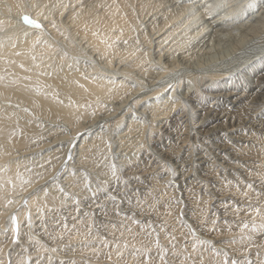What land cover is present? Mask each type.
Returning a JSON list of instances; mask_svg holds the SVG:
<instances>
[{"label":"bare ground","instance_id":"6f19581e","mask_svg":"<svg viewBox=\"0 0 264 264\" xmlns=\"http://www.w3.org/2000/svg\"><path fill=\"white\" fill-rule=\"evenodd\" d=\"M44 1L45 2L50 1V3H56V4L58 3V5L60 3V9H59L60 16L61 15L63 16V12L67 10L64 0H44ZM97 1L100 2L101 0H97ZM108 1H110V0H108ZM131 1L132 0H123L121 3H117V1H116V3H110V4L108 3V5L100 2L101 4H103V6L104 5L108 6L107 8H105V13L102 12V13H104L102 15L101 14L97 15L99 13V11L97 14L96 13H92V14L90 13L89 14L85 10L79 11L82 8L81 5H83V4H81V3H83V1H81V3H80V0L79 1H77V0L70 1V2H72V5H71L70 10H68L66 13H69V16H68L70 18L69 22L70 23L72 22V27H73L75 33L81 39V42L83 43L82 45L83 46L86 45V48L89 49L90 52L87 53V51H85L86 49L81 44L79 45V44L74 42L75 40L73 41L72 36H71V38H70V36H69V38H67L68 36H66L67 35L66 28H65V25H62V22L59 23V21L54 20L53 19L54 17L51 19L49 17L50 15L48 16L46 14L47 12L45 13L42 9H40L43 5L40 8H38V7L35 8L33 11L34 12L33 18L39 19L40 22L44 25L43 32H41L40 29L34 28L32 26H28L26 24L25 25L24 24H17L15 22L13 14L11 13V15H9L10 12H9V14H6V13L3 14V12L8 13V11H11V12L20 11V13L22 11L25 12L26 6L23 5L22 0H0V5H2L1 7L4 8V6H5V8H6V10L5 11L3 10V12L0 14V22H2V23H0V28H2V29L4 28L3 26L5 25V22L9 25V27L4 32L0 33V77H3V79H0V249H3L2 253H0V260H3L4 264H9V262H10V264H20L21 261L24 262L26 256H28V255H29L28 257H38L37 253H38L39 247L37 245L30 247L31 243L33 242V238L31 236L20 235V239L18 242H15L13 240V226H12V223L10 220V216L11 215L17 216L19 224H20V229H22L23 225L29 224L26 221L27 212H29V211L31 212L32 221L34 223V221L36 220V216L34 215L35 214L34 210L42 209L45 206L63 205L65 203L64 202L65 196L63 195L64 193H61L58 190L57 185L62 186L65 190V181H71V180L75 179V177L72 174H68L65 177V174L68 173L65 171L67 164L70 163V165H71V162H72L71 160L77 159L76 158L77 155H79L78 159L76 160L78 162L79 159H83L82 157L86 158V157H90L92 155L96 156V155H99L102 153H104L105 155L107 153H108V155L110 154L109 151L111 149L109 148V144H107L104 141V140H106V139H104L106 136L103 137V135H105L106 133L104 134L105 131H104L103 127H105V126L110 127L111 123L113 124L114 122L117 123L118 121L119 122H121V120L123 121L126 117V114L128 112H130V110L132 108H135V109L142 108V106H144V104H146V103L150 102L151 100H154L155 98H157V96L160 95V93H165V91L169 88L170 84L175 86L177 81L180 80L182 78L181 76H183V75L184 76H193V75H195L196 72H201V73H206V75H203L204 78L205 77L211 78V79L215 78L219 81L225 79L227 76V72L222 70V69H215V70L208 69V68H204L202 70L200 68L195 69L191 65L192 63L189 64L190 62L188 63L187 59H185V58H183V56H181V55H183L182 50L184 48H183L182 42H184V40L181 39L179 36H175L173 32L175 30H179L178 28L180 27L181 24H180V21L176 22V20H177V18L179 19L178 16L181 17L182 13H181V15L174 13V15H171L170 17H167V18L165 17L166 19L162 23L155 24V26H153V28H152V36H150L149 38L146 39V42L148 43V45L146 47H148V48H146L144 51H141V49L139 50L136 47H134V45L136 43L133 46H131V44H130V47H128V48L126 47V49H124V50L118 48L116 46V40L118 39V37H121L122 35H125V37H126V35H131L133 33V31L136 29L134 26V23L137 20H135L132 13L131 14L127 13L130 10V6L132 3ZM98 2H97V4H98ZM105 3H107V2H105ZM84 4H86V3H84ZM92 5L94 7V4H92ZM182 5H184V4H182ZM51 6H52V4H51ZM54 6L56 7V5H54ZM78 6H79V8H78ZM85 6L86 5H84L83 8ZM89 6L90 7H88V8L91 9V5H89ZM96 8H97V6H96ZM154 8H156V7L154 6ZM75 9H78L77 10L78 12L74 13V11H76ZM100 10H104V8L100 9ZM173 11H175V10H173ZM202 11H201V13L200 12H198V13L201 15ZM37 12H43V16H37ZM90 12H91V10H90ZM222 15H223V13H222ZM236 15H238V14H236ZM259 15H260V13H259ZM64 16H66V14ZM183 16H185V14H183ZM183 16H182V18H183ZM44 17H47V19H45ZM261 17L260 16L256 17V15L251 16L252 21H250L251 22L250 25L252 26V28L250 27L251 28L250 31H253V33L258 31L260 27H263L262 25H260V23H263V21H262L263 18L261 19ZM207 18L208 19L206 20V18L204 17V22L206 23V26H205L206 28L208 27L209 29L214 30V28H218V27L222 26V23H221L222 19L220 21L219 18H215V17H207ZM147 21H145V22H147ZM188 21L189 20H187V22ZM66 22H67V20H66ZM223 22H225V21H223ZM238 22H239V20H238ZM250 22H248V23H250ZM53 23H55L56 27H53ZM201 23H199V24H201ZM192 25L190 24V26H192ZM205 27L203 29H205ZM68 29H70V28H68ZM203 29H201V30L203 31ZM183 30L185 31V29H183ZM192 30L190 32H192ZM198 30L199 29H197L196 32H198ZM74 31L71 30V32H73V33H74ZM25 33H27V35H25ZM221 33H223V32H221ZM243 34H244V32H243ZM71 35H72V33H71ZM65 36H66V38H65ZM134 36H135V34H134ZM135 38L136 37H134V40H136ZM241 38H242V36H241ZM37 40H39V43H37ZM194 40H196V39H194ZM237 40H239V39H237ZM153 44H155L154 50H155V48L158 49V50L154 51V56L156 58H159V59L162 58V60H163V65L160 68L162 71L158 69L161 72L158 71L156 73V76H155V74H154V76L148 75L152 71L149 69H146L147 68L146 65H147L148 60L152 58L151 49L153 48L152 47ZM109 45H111V47H109ZM144 45H146V44H144ZM126 46H129V45H126ZM137 46H138V44H137ZM236 47L237 46H235V48ZM141 48H143V47H141ZM177 52H180L181 54L179 55L180 60L176 61V60H174V58L177 55ZM263 53L264 52H261V53L256 52V54L254 55V57L251 60L248 59L249 61L247 62L246 67H249L252 64H254V60H256L255 58L260 57V55H262ZM76 55H80L81 57H83V56L88 57L87 58L88 61H86V62L88 64H90V66L86 65L84 63L82 64L81 63L82 61L80 60L81 61L80 62L75 57ZM33 57H35V59H33ZM154 60H150V61L153 62ZM21 64L24 65L23 68L20 67ZM207 64H208V61H207ZM170 66H172V67H170ZM157 67H158V65H157ZM176 68L178 69L177 72H180V73H179V75L177 74L178 75V76H176L177 78L172 79L173 82H171L172 80H169L168 76L174 75ZM135 69H138V70L140 69L141 71H143L141 73H143V74L145 73L144 75H146V73L149 72L147 74L148 77L147 78L145 77V79H143L140 83H138L137 87H135L136 85L130 84V82L128 80L129 77L127 80H125V78L128 75H130ZM153 71H154V68H153ZM207 72H210V73H207ZM26 77H28L29 79H26ZM258 77H256V78H258ZM120 78H122V79H120ZM166 79L169 81L167 82ZM192 81H193V78H192ZM132 82H134V80ZM189 82H191V81H189ZM176 86H177L176 88H178V94L180 96H185V99H187L189 101H193V100L197 101L198 100V99L196 100L195 96H199L200 91L198 92V90H200V89L195 91V90L191 89V88H193V87H191V88H188L187 91H185V89H187V88H185V85L182 84V80H180V83ZM191 86H192V84H191ZM196 88H198V87H196ZM254 89L256 90L254 93H247L244 91L238 92V91H234V90L229 89L228 91L226 90L225 92H220L219 94L214 95L216 97L215 104L209 108H207V107L205 108V110H204L205 116L202 114L204 116V118H202L203 120L200 123H198L197 125H194V127L196 129H199L200 132L201 131L206 132V130H207L209 135H211V136H217L220 133L236 134V133H239L242 129L243 130H256V131L257 130L259 131L261 129L264 130V121L263 120L258 122L255 120L256 118H254V117H253L254 119L247 117V119L245 120V123L243 124V123L236 122L234 119L235 116L232 117L235 114L232 115V113H231V111L234 109L240 110L239 107L246 104V102L251 99V96L252 97L254 96V98L259 99V102H257V106L256 107L253 106L254 109L256 110L255 113L257 115L261 114V112H260L261 107L264 106V74L258 80ZM208 94H209V92H208ZM114 101H115V103H112V104L113 105L118 104V105L114 107V110L112 107H110L109 110H113L115 112L112 113L108 109H107L108 111L102 112L103 110L106 109L108 103H111ZM155 101H156V99H155ZM125 102H129L126 105L127 107L124 105ZM167 102H169V101H167ZM173 102H174V100H173ZM178 104L179 103L175 102L173 104V107L176 108L178 106ZM188 104H189V102H188ZM158 105L159 104L154 105V107H153L154 110H151L152 107L150 108L147 106H144L142 108V114L148 115L151 117V122H152L153 128H155L156 121H159L160 123L161 122L163 123L161 128L164 131H167L168 133H172V127L177 125V123L178 124L185 123V125L187 124L186 122H187L188 118H187V114L185 113L186 110L173 108V114L170 117H168V116H165L167 113V109H164V110L159 109L160 107H158ZM161 105H162V103H161ZM184 105L185 104H183V106ZM219 105H226L227 109L221 110L219 108L220 107ZM247 105H248V103H247ZM247 105H245V106H247ZM26 109H27V111H26ZM171 109H169V110H171ZM199 109H200V107H199ZM93 111H95V113H96L95 116L92 115ZM251 111H252V109H251ZM251 111H249V112L251 113ZM192 112H195V111H192ZM78 117L80 119H78ZM133 118H134V116H133ZM166 118H168V119L165 121ZM239 118L240 117H238V119ZM132 121H133V119H132ZM65 125L69 128V131L65 130ZM136 125H139V124H136ZM242 125L245 128H243ZM134 126H135V124H131L128 127L127 132L129 133V135H130V132L132 131L131 129ZM189 130H190V128H189ZM256 131H255V133H256ZM159 132H161V131H159ZM77 133H79L80 135L78 136ZM125 133H126V130H125ZM188 133H189V131H188ZM150 135H152V134H150ZM199 135H200V133H199ZM250 135H251V133H250ZM125 136H128V135L125 134ZM202 136H203V133H202ZM251 136H254V135H251ZM73 137H76V139L73 140ZM118 137L120 138V136H118ZM232 137L238 141H241L242 143H246V142L252 140V139H250V136H247L246 134L235 135ZM122 138H123V134H122ZM129 138H130V136H129ZM152 138H154V137H152ZM175 138H176V136H175ZM177 138H179V136ZM121 140H123V139H121ZM203 140H205V139H203ZM69 141H71L72 144L75 145V147L72 148V153H71L72 159L71 160H68V151L70 148ZM148 141H150V140H148ZM155 142H156V140H155ZM184 142H185V139H184ZM212 142H214V141H212ZM216 143H215V146H217ZM196 144H198V143H196ZM228 144H227V146L223 145V147H221V148H223L222 152H224V154L230 155L231 158H233V160H237L236 166H238V161H240L239 168H241L242 161H246L248 159V156L246 155L247 158H245V156L243 154L244 151H243V153L241 152L242 149H241V151L238 148H237L238 150H236L234 147H232ZM253 144H254V141H253ZM253 144H252V146H253ZM210 145H212V143ZM113 146H114V144H113ZM180 146H181V144H180ZM218 147H219V145H218ZM247 148H248V146H247ZM243 150H245V148H243ZM176 151H177V149H176ZM192 151H194V150H192ZM210 151H211V149H210ZM174 152H175V150L172 152V154ZM180 152H177V153H180ZM245 152H246V150H245ZM32 154L34 156H30ZM187 154H190V151ZM221 156H223V155H221ZM243 156H244V158H243ZM193 158H195V157H193ZM156 159H157V157H156ZM197 159H198V163L200 165L201 164L204 165L209 161L207 155L204 156V154L202 156L198 157ZM257 159L258 160H254L253 163L244 162V166L250 167L251 169L255 170V172L256 171L259 172V171L263 170V166H264V161L262 160L263 158H261L260 160H259V158H257ZM183 161H184V159H183ZM79 162H80V160H79ZM187 162H189V160ZM212 162L214 163V161H212ZM217 162L219 164V161H217ZM82 163L84 164V162H82ZM178 163H180V162H178ZM183 163H181V164H183ZM209 163H210V161H209ZM188 164H190V163H188ZM148 166H150V165H148ZM152 166H153V164H152ZM158 166H160V165H158ZM226 167L229 168L228 166H226ZM203 168H205L209 173L208 165H204ZM216 170H218V169H216ZM200 171H199V173H200ZM239 171H242V170H239ZM249 171H251V170H249ZM187 172H189V170ZM202 172H204V171H201V174H202ZM210 172H212L211 169H210ZM185 173H186V171H185ZM189 173H188V175H189ZM213 173H215V172H213ZM247 174H248L247 176L249 178L254 177L253 179L251 178V180L254 181L252 184H254V187L256 189V190L254 189L253 192L249 188H246L245 190L243 188L240 191H232V192H229L227 189H225V191L220 190L221 192L218 190L217 192L215 191L216 193L213 194L214 195L212 197V198H214V200L212 199L213 200V203H212L213 204L212 205V210H213L212 216H213V218L219 219L220 222L222 223V225L224 223H226L227 225L228 224L233 225L229 229L226 228V229H228V230H226L227 234L226 233L222 234V233H218V232L215 234H214V232L211 233L210 238H212L215 242L218 243V244H215L216 249L221 248V247H223V249L226 247L230 248L231 246H233V249H236L238 251V254L243 253V252H240L242 247H245L247 245L250 246L251 244H253L251 242H248L249 240H252V239H249V237L253 238L254 235L256 234V232L262 233L264 231V229H262L260 227L253 228V223H255L257 226H259L261 223H264V194H261L262 191H264V175H262V174H264V172H262V173L259 172V174L257 173L258 175H256L255 173H252V172H249ZM188 175L186 174V176H185V174H184L185 177H187ZM146 176H147V174H146ZM189 177H190V175H189ZM165 178H163V179L166 180L167 178L166 179ZM180 179L182 180V177ZM9 181H11V182H9ZM22 181H30L31 183L30 184H26V183L23 184V188H22V186H21ZM196 183H198V182H196ZM196 183H194V184H196ZM223 183H224V181H223ZM13 184H15L14 190L12 187ZM149 184H151V183H149ZM187 184H188V182H187ZM192 184H193V181H192ZM74 185H76V183L72 182L71 187L74 188ZM142 185H144V184L142 183ZM67 186H68V184H67ZM198 187H200V186H198ZM134 188H135V186H134ZM180 188H181V186H180ZM184 188H186V185ZM113 189H114V187H113ZM228 189L230 190V187ZM231 189H234V188H231ZM197 191H199V190H197ZM45 192L48 193L47 197H45ZM184 192H185V190H184ZM245 192H247V196L244 195ZM197 194H198V192H197ZM186 196H187L186 199L189 200V192H186ZM144 197H145V195H144ZM24 198L28 199V205L27 206H24L21 203L22 199H24ZM8 199H13L14 201H17V203H13L12 205H8L7 204ZM160 201H161V199H160ZM190 201H191V199H190ZM100 207H102V206H100ZM257 207L261 209L260 214H257L255 212V209ZM118 218H119V216H118ZM121 218H123V215ZM124 221L126 222V219ZM245 223L248 224L247 229H243V225ZM138 225H140V224H138ZM197 225H199L198 227H200V230H201V228L202 229L206 228V226L204 224L203 225L205 227L200 226L201 224H197ZM212 226H213V224H212ZM218 226H220V224ZM53 227H54V225H53ZM26 228H28V226ZM210 228H211V226H210ZM222 228H224V227H222ZM242 229H243V231H241ZM22 233L23 232H21L20 234H22ZM182 233H183V231H179L177 234H178V236H180ZM23 234H25V233H23ZM174 236H175V234H174ZM30 237H31V239H30ZM44 237L47 239L46 236H44ZM256 237H257V235H256ZM48 239H50V238H48ZM174 240H176V239H174ZM134 243H135V241H134ZM100 244H102V243H100ZM184 246L188 247L189 244H185ZM36 247H37V250H36ZM28 252L30 254H27ZM92 253H93V251H92ZM70 256H71V254H70ZM70 256H68V257H70ZM253 256H255L254 261L257 264V262L260 261L261 259L258 260L257 254L255 252H254ZM77 257H79V254ZM224 257L225 256L224 255L222 256L221 254L210 253V255L208 256V259H209L208 263L218 264V263H220V261L222 262V260H224ZM62 261H63V258H62ZM78 262H80V261H78ZM32 264H36V261L32 262ZM40 264H41V262H40ZM158 264H160V262Z\"/></svg>","mask_w":264,"mask_h":264},{"label":"rangeland","instance_id":"374dc122","mask_svg":"<svg viewBox=\"0 0 264 264\" xmlns=\"http://www.w3.org/2000/svg\"><path fill=\"white\" fill-rule=\"evenodd\" d=\"M64 1H65V5H66L67 10L63 12V16L62 15L60 16V14H59L60 13L59 12L60 3L58 5V3L57 4L56 3H50V1L45 2L44 0H22V3H23V5L26 6L25 12H28L32 16L34 14V12H33L34 9L37 7L33 8L31 5L37 4L38 8H40L43 5L42 6L43 8L41 7L40 9H42L45 13L47 12L46 14L48 16L50 15L49 17L51 19L54 17L53 18L54 20L59 21V23L62 22V25H65L66 33H67L66 36H68L67 38H69V36L71 38V36H72V39H73V41L75 40L74 41L75 43L82 45L83 43L81 42V39L78 37V35L75 33V31L72 27V22L71 23L69 22L70 21V18L68 17L69 13H66L71 8L72 2H70V1H72V0H68V1L64 0ZM73 1H75V0H73ZM77 1H79V0H77ZM81 1H83V3H81ZM104 1L107 3H105ZM110 1L101 0L100 2L108 5V3L109 4L110 3H116V1H117V3H121L123 0H116V1L112 0L111 2ZM97 2H98L97 0H80V3L83 5H81L82 8L79 11L85 10L89 14L90 13L91 14L92 13L97 14L99 11V13L97 15L104 14L105 8H107L108 6H105V5L103 6V4H101L100 2H98V4H99L98 5ZM131 2H132L131 3L132 7L130 6V10L127 13H129V14L132 13L135 20H137L134 23V26L136 29L133 31V33L131 35H126V37H125V35H122L121 37H118V39L116 40V46L118 48L124 50V49H126V47L127 48L130 47V44H131V46H133L136 43L134 45V47H136L139 50L141 49V51H144L146 48H148V47H146L148 45V43L146 42V39L149 38L150 36H152L153 26H155V24L162 23L167 17L174 15V13L179 14V15H181V13H182L181 17L178 16L179 19L177 18V20H176V22L180 21V24H181L180 27L178 28L179 30H175L173 32L175 36H179L181 39L184 40V42H182V43H183V48L185 50L184 49L182 50L183 55H181V56H183V58L187 59V62L188 63L190 62L189 64L192 63L191 65L195 69H198V68H200L201 70L204 68H208V69H212V70L222 69V70L227 72V76L225 79L219 81L215 78H212V79L206 78V77L204 78L203 75H206V73H201V72H196L195 73L196 76L193 75L194 77L183 75V76H181L182 78L180 80H182V84H184L185 88H187V89H185V91H187L188 88H191V87H193L191 89H193L195 91L200 89V90H198V92L200 91L199 96H195L196 100L198 99L197 101H194V100L189 101V100L185 99V96H180L178 94V88H176V91H177V92L175 91L176 93L168 88L165 91V93H160V95H158L157 98H155L156 101L154 99V100H151L150 102L144 104V106H147L150 108L152 107L151 110H154L153 107L155 104H159L158 105V107H160L159 109H162V110L167 109V113L165 116H168V117H170L173 114V108H174L173 104L175 102L179 103V104L174 109H182V110L184 109L188 112L187 113L185 111V113L187 114V118H188L187 122H186L187 124L185 125V123H183V124L177 123V125H175L176 127L175 126L172 127V133H168L167 131H164L161 128L163 123L162 122L160 123L159 121H156L155 128H153L152 122H151V117L148 115L142 114V108L144 106H142V108H137V109L132 108L130 110V112H128L126 114V117L123 121L121 120V122L118 121L117 123H115V122L113 124L111 123L110 127L109 126L103 127V129L105 131L104 134L106 133L105 135H103V137L106 136L104 138L106 140H104V141L107 144H109L110 140L112 141V142L110 141V144L112 145L110 147L111 150L109 151L110 156L108 155V153L106 155L104 153H102V154H99L96 156L92 155V156L86 157V158L82 157L83 159H79V160H80V162L81 161L84 162V164H83L82 162L80 163L79 160H78L79 163L76 161L79 157V155H77V157H76L77 159L71 160L72 161L71 165H70V163L67 164L68 168L66 167L65 171L68 173L65 174V177L68 174H72L73 171L76 172L75 173L76 176L73 175L75 177L74 180L65 181V192L68 193V195L63 194L65 196V201H64L65 203L63 205H60V206H58V205L45 206L42 209H36L37 211L34 210V213H35L34 215L36 216V220L34 221V223L32 221L31 225L25 224V225H23L24 228L22 227L23 230L20 229V233L21 232L25 233V234L22 233L20 235H24V236L28 235V236H31L33 238V242L31 243L30 247H32L34 245H37L39 247V250H38L39 254L37 253L38 257H31V262H29L27 259L29 256L28 255V256H26L23 264L24 263L25 264H32V262H35L37 260H39V261L41 260L40 261L41 264H49V259H48L49 257L51 258V264H61L62 258H63V261L65 262V264H67V262L69 260H73V259L77 262V264L78 263L79 264H81V263L82 264H96V263L97 264H109V263L113 264L114 262H116L119 259L116 256L117 245L120 246V250L124 253L123 258L120 259V264H137V261L145 258L146 255H151L152 260H153V264H158L160 262V259H159L160 255H164L165 259L170 261V262H173V264H191V260L185 261V257L182 254L185 251L192 252V258H194L197 261V264H199V261L201 259V254H202V258L204 260V264H210V263H208V261H209L208 256L210 255V253L221 254L222 256L223 255L225 256V254H227V258H228V261L230 263H231V261H234L236 259L235 261H239L240 264H244L245 256L242 255V253L238 254V251L236 249H233V246H231L230 248L226 247L223 249V247H221V248L216 249L215 244H218V243L215 242L212 238H210L211 233L214 232V234H215L218 232V233L223 234V233H226V230H228L229 228H231L233 226L232 224L227 225L226 223H224L222 225V223L220 222L219 219L213 218V216H212L213 215L212 214L213 213V210H212L213 204L212 203H213L214 198H212V197L214 196L213 194L216 193L218 190L219 191L220 190L225 191V189H227L229 192L240 191L243 188L245 190L247 188L246 185L248 183L254 182L253 180H251V178L253 179L254 177L249 178L247 176L248 175L247 173L252 172V173H255L256 175H258L259 172L260 173L264 172V166H263V170H261L259 172L256 171L258 174L255 172V170L251 169L250 167L244 166V162L253 163L254 160H258L257 158H259V160L261 158H263L262 160L264 161V141L261 140V134H262V132H264V130L261 129L259 131L258 130L256 131V130H243L242 129L239 133H236V134L220 133L217 136L209 135L208 131L206 130V132L204 131L205 133L203 131H201L203 133V136H202V133L200 132V130L196 129L194 127V125H197L198 123H200L203 120L202 118H204V116H205L204 115L205 108L206 107L209 108L215 104L216 97L214 95L219 94L220 92H225L226 90L228 91L229 89L234 90V91H238V92L244 91L247 93H254L256 91L254 89V87H255L256 83L258 82V80L261 78V76L264 74V53L262 55H260V57L255 58L256 60H254V64H252L251 66L246 67V64L249 60H251L254 57L256 52L257 53L264 52V8H259V9H246L245 8L243 11H241L240 6L246 4L247 0H223V2L229 4L230 7H228L227 10L225 9L224 11L220 12L219 15L213 16L212 13H209L208 15H204V12L202 11L203 9H201L199 12L201 13V11H202V14L200 15L197 12V14L194 17V16H189V14H188V9L193 7V5L190 4L189 0H156V1L155 0H134V1L132 0ZM200 2H201V4H203L206 2V0H200ZM208 2H213V0H208ZM214 2L220 3L221 0H214ZM84 3H86V4H84ZM257 3H259V0H257ZM51 4H52V6H51ZM92 4H94V7ZM182 4H184V5H182ZM54 5H56V7ZM84 5H86V6L83 8ZM89 5H91V9L88 8V7H90ZM153 5L156 8H154ZM1 6L2 5H0V14L3 12V10L4 11L6 10L5 6H4V8ZM79 6H78V8H79ZM96 6H97V8H96ZM99 8L100 9L104 8V10H100ZM75 10L76 11H74V13L78 12L77 11L78 9H75ZM90 10H91V12H90ZM173 10H175V11H173ZM9 12H10V14H9ZM102 12H104V13H102ZM4 13L9 14V15H11V13H12L13 17L15 19V22L17 24H24L21 20L20 11H16V12L8 11V13L3 12V14ZM222 13H223V15H222ZM259 13H260V15H259ZM65 14H66V16H64ZM183 14H185V16H183ZM236 14H238V15H236ZM252 15H254V16L256 15V17L262 16L261 19L263 18L262 19L263 23H260V25H262L263 27H260L258 31L254 32L255 34L253 33V31H250V29L252 28V26L250 25L251 24L250 21H252V18H251ZM182 16L184 19L182 18ZM204 17L206 18V20L208 19L207 17L219 18L220 21L222 19V21H221L222 26L218 27V28H214V30L213 29L211 30L208 27L206 28L205 27L206 23L204 22ZM224 17H228V18L225 19ZM66 20H67V22H66ZM187 20H189V21L187 22ZM238 20H239V22H238ZM145 21H147V22H145ZM223 21H225V22H223ZM248 22H250V23H248ZM199 23H201V24H199ZM190 24L191 25L193 24V25L190 26ZM7 25L8 24L5 22V25L3 26L4 28L3 29L0 28V33L4 32L9 27V25L8 26ZM204 27L206 30L203 29ZM68 28H70V29H68ZM183 29H185V31ZM190 29L191 30L193 29L192 32H190L191 31ZM197 29H199L198 32H196ZM201 29H203V31ZM71 30L74 31V33L71 32ZM221 32H223V33H221ZM243 32H244V34H243ZM71 33H72V35H71ZM134 34H135V36H134ZM66 36H65V38H66ZM241 36H242V38H241ZM134 37H136L135 39L137 41L134 40ZM194 39H196V40H194ZM237 39H239V40H237ZM137 44H138V46H137ZM144 44H146V45H144ZM126 45H129V46H126ZM154 46H155V44H153V46H152L153 48L151 49L152 58L148 60L147 65L145 64L147 67L146 69H149L152 72L151 73L148 72L149 74L146 73V75H144L145 73L144 74L141 73L143 71H141L140 69L139 70L135 69L130 75H128L125 78V80H127L129 77L128 80H129L130 84L136 85L135 87H137L138 86L137 84L140 83L143 79H145V77L147 78L148 75L154 76V74H155V76H156V73L159 70H161L160 68L163 65V60H162V58L159 59V58H156L154 56V51L158 50L157 48H155V50H154ZM235 46H237V47L235 48ZM83 47L86 49L85 51H87V53L90 52L89 49L86 48V45ZM141 47H143V48H141ZM180 54H181L180 52H177L178 56L176 55L174 60H176V61L180 60L179 59ZM75 57L79 61L81 60L82 62L81 61L80 62L82 64L84 63V64L90 66V64H88L86 62V61H88V59H87L88 57H86V56L81 57L80 55H76ZM150 60H154V61L151 62ZM207 61H208V64H207ZM157 65H158V67H157ZM170 67H172V66H170ZM153 68H154V71H153ZM177 70L178 69L176 68L174 75L168 76L169 80L177 78L176 76H178L180 73V72H177ZM161 71H159V72H161ZM207 73H210V72H207ZM191 77L193 78V81H192ZM256 77H258V78H256ZM120 79H122V78H120ZM132 79L134 80V82H132L133 81ZM169 80H167V82ZM180 80H178V81L180 82ZM189 81H191V82H189ZM171 82H173V80ZM191 84H192V86H191ZM176 85H177V83H176ZM196 87H198V88H196ZM208 92H209V94H208ZM253 98H254V96L253 97L251 96V99H250L251 101L248 100L249 102L247 101L246 104L239 107V109L241 111L237 110V109H234L231 111L232 115L235 114L232 117L235 116L234 119L236 122L244 124L247 117H249V118L254 117V118H256L255 120L258 122L262 121V120L264 121V115H262V114L257 115L255 113L256 110L253 107V106H255V107L257 106V102H259V99L258 98L253 99ZM173 100H174V102H173ZM167 101H169V102H167ZM188 102H189V104H188ZM112 103H115V101L108 103L106 109L103 110L102 112L108 111L110 109V107H112L114 110V107L117 106L118 104L113 105ZM127 103H129V102H125L124 105L126 106ZM161 103L164 107L161 105ZM247 103H248V105H247ZM183 104H186L187 106H183ZM245 105H247V106H245ZM219 106H220L219 108L221 110L227 109L226 105H219ZM199 107H200V109H199ZM168 108L169 109L172 108V109L169 110ZM248 108L249 109L251 108L252 111H251V109L249 110ZM113 110H109V111H111L113 113V112H115ZM192 111H195V112H192ZM249 111H251V113ZM260 112H261V110H260ZM133 116H134V118H133ZM238 117H240L239 118L240 120L238 119ZM132 119H133V121H132ZM167 119L168 118H166L165 121ZM131 124H135V126L131 129L132 133L130 132V135H129V133L127 132L128 131L127 129ZM136 124H139V125H136ZM242 127H243V125H242ZM189 128H190V130H189ZM243 128H245V127H243ZM65 130L69 131V128L66 125H65ZM125 130H126V133H125ZM158 130L161 132H159ZM188 131H189V133H188ZM255 131H256V133H255ZM124 133L128 136H125ZM199 133H200V135H199ZM240 133L246 134L247 136H250V139H252L254 141V144H253L252 140L248 141L246 143H242L241 141H238L232 137L235 135H241ZM250 133H251V135H254L255 137L251 136ZM122 134H123V138H122ZM150 134H152V135H150ZM118 136H120V138L123 140H121ZM129 136H130V138H129ZM175 136H176V138H175ZM178 136H179V138H177ZM152 137H154V138H152ZM184 139H185V142H184ZM203 139H205V140H203ZM148 140H150V141H148ZM155 140H156V142H155ZM209 141L212 143V145L213 144L214 145L213 146L210 145L211 143ZM212 141H214V142H212ZM228 141H230L231 143H229ZM196 143H198V144H196ZM215 143L217 146H215ZM113 144H114V146H113ZM180 144L182 147L180 146ZM227 144L234 147L236 150L239 149L241 151V149H242L241 152L243 153V151H244L243 154H244L245 158H247L246 155L248 156V159H247L248 161L247 160L242 161L241 168H239L240 161H238V166H236L237 160H233V158H231L230 155L224 154V152H222L223 148H221V147H223V145L227 146ZM252 144H253V146H252ZM218 145H219V147H218ZM247 146H248V148H247ZM243 148H245L246 152H245V150H243ZM176 149H177V151H176ZM210 149H211V151H210ZM174 150H175V152L173 153L174 154L173 155L172 152ZM192 150H194V151H192ZM189 151H190V154H187V153H189ZM177 152H180V153H177ZM203 154H204V156L207 155L208 159H209V157H211V160H209L211 164L209 163V161L206 164H204V165H208L209 173L205 168H203L204 167L203 164L200 165L198 163L197 158L202 156ZM221 155H223V156H221ZM30 156H34V155L32 154ZM244 156H243V158H244ZM156 157H157V159H156ZM193 157H195V158H193ZM183 159L185 162L183 161ZM188 160H189V162H187ZM177 161L180 163H178ZM212 161H214L215 164ZM217 161H219L220 165L218 164ZM113 163H115V165H116V175L115 176L112 175V169H111V165ZM181 163H183V164H181ZM188 163H190V164H188ZM152 164H153V166H152ZM148 165H150V166H148ZM158 165H160V166H158ZM226 166H228L229 168H227ZM186 168H187V170H184ZM210 169L212 172H210ZM216 169H218V170H216ZM188 170L191 174L189 172H187ZM200 170L204 171L205 173L202 172V174H201ZM239 170H242V171H239ZM249 170H251V171H249ZM185 171H186V173H185ZM199 171H200V173H199ZM213 172H215V173H213ZM85 173L88 174V177L90 178V183L92 182L90 184L91 190L89 188L85 187V183H86ZM188 173H189L190 177H189ZM146 174H147V176H146ZM184 174H185V176H186V174L188 176L185 177ZM162 177L163 178L166 177L167 179L165 178L166 180H164ZM181 177H182V180L180 179ZM191 180L193 181V184H192ZM223 181H224V183H223ZM72 182L76 183V185H74V188L71 187ZM187 182H188V184H187ZM196 182H198V183H196ZM142 183L144 185H142ZM149 183H151V184H149ZM194 183H196V184H194ZM67 184H68V186H67ZM185 185H186V188H184ZM134 186H135V188H134ZM180 186L182 189L180 188ZM198 186H200V187H198ZM113 187H114V189H113ZM227 187L228 188L230 187V190ZM231 188H234V189H231ZM254 189H255V187L253 184L251 191L253 192ZM184 190H185V192H184ZM197 190H199V191H197ZM93 191L96 192L95 196L92 195ZM186 192H189V200L186 199L187 198ZM197 192H198V194H197ZM144 195H145V197H144ZM160 199H161V201H160ZM190 199H191V201H190ZM77 200H79V204L76 203ZM137 200L141 201V203L139 205H137ZM144 201H147L148 203H144ZM177 201H179V203H177ZM149 205H151V208L149 207ZM100 206H102V207H100ZM179 213H183V215H179ZM122 215H123V218H121ZM27 216H28V212H27ZM27 216H26V218H27ZM118 216H119V218H118ZM125 219H126V222L124 221ZM214 220L216 221V224H215L216 228L214 229L215 231L212 230L213 229V226H212L213 223L212 222ZM26 221L28 222V218L26 219ZM196 223L201 224L200 226L205 225L206 230L202 229V228L200 230V227H198L199 225H197ZM138 224H140V225H138ZM219 224H220V226H218ZM45 225H46V227H45ZM53 225H54V227H53ZM27 226H28V228H26ZM210 226H211V228H210ZM222 227H224L225 229ZM226 228H228V229H226ZM191 229H195V235H193V232L191 231ZM179 231H183V233L180 235L181 237L178 236V234H177ZM121 233H123V235H121ZM262 233L256 232L254 237L251 238L252 240L248 241V242L253 243L251 245H254V246L251 247V250L247 254V258L251 259L254 262V264H256V262L254 261L255 256H253L254 252L256 254H257V252L260 253V255L257 256L258 260H260V259L264 260V254H263L264 253V231ZM57 234H62L63 238L53 240L51 237H53L55 235L57 236ZM174 234H175L176 240L172 239V236H174ZM256 235H257V237H256ZM44 236H46L47 239ZM157 236H158L159 241H160V247L159 248L156 247V243H155ZM48 238H50V239H48ZM209 240L210 241L213 240L212 241L213 243L212 244H208V243L201 244V243H199V241H209ZM134 241H135V243H134ZM100 243H102V244H100ZM125 243H127V245H128L127 248L124 247ZM41 244H43L49 250L45 251V250L41 249L40 248ZM185 244H189V246L185 247L184 246ZM173 245L175 246V248H173ZM193 245L196 246L197 251H193ZM246 247H249V245L242 247L240 252H244V249ZM51 248H56L57 251L51 252L50 251ZM146 249H150V252H146L145 251ZM164 249H167L166 253L164 252ZM36 250H37V247H36ZM92 251H93V253H92ZM27 254H30V253L28 252ZM70 254H71V256H70ZM78 254H79V257H77ZM108 254H112V261H109L106 259V256ZM68 256H70V257H68ZM78 261H80V262H78ZM222 262H223V260H222ZM222 262L220 261V263H218V264H223Z\"/></svg>","mask_w":264,"mask_h":264},{"label":"snow or ice","instance_id":"6c2138e0","mask_svg":"<svg viewBox=\"0 0 264 264\" xmlns=\"http://www.w3.org/2000/svg\"><path fill=\"white\" fill-rule=\"evenodd\" d=\"M189 2L193 5V7L188 9V14L190 16H195L197 14V12H199L201 9H203L204 15H208L209 13H212L213 16H216V15H219L220 12H222L225 9H227L228 7H230V5L227 4V3H224L223 0H221L220 3H216V2H214V0H213V2H208V0H206V2L203 3V4H201L200 0H189ZM31 6L33 8L38 7L37 4H32ZM240 7H241V11H243L245 8L246 9L264 8V0H259V3H257V0H247V3L244 4V5H241ZM37 16H43V12H37ZM44 18L47 19V17H44ZM225 18H227V17H225ZM21 20H22V22L24 24H26L28 26H32V27L37 28V29H40L41 32H43L44 25L40 22L39 19H34L33 16L31 14H29L28 12H24V11L21 12ZM0 23H2V22H0ZM53 27H56L55 23H53ZM25 35H27V33H25ZM37 43H39V40H37ZM109 47H111V45H109ZM33 59H35V57H33ZM20 67L23 68L24 65L21 64ZM0 79H3V77H0ZM26 79H29V78L26 77ZM179 83L180 82L177 81V85ZM176 87L177 86H174L172 84L169 85V89L172 90L173 92L176 91ZM184 106H187V105L185 104ZM26 111H27V109H26ZM95 114H96L95 111H93L92 115L95 116ZM261 114L264 115V106H262V108H261ZM78 119H80V118L78 117ZM77 135L79 136L80 134L77 133ZM74 139H76V137H73V140ZM261 140L264 141V132H262V134H261ZM69 143H70V148H69V151H68V160H71L72 159V154H71L72 153V148H74L75 145L72 144L71 141H69ZM229 143H231V142L229 141ZM110 147H111V144L109 142V148ZM209 160H211V157H209ZM111 169H112V175L115 176L116 175V165H115V163H113L111 165ZM185 170H187V168ZM72 175H75V171L72 172ZM262 175H264V174H262ZM85 180H86L85 187L89 188L91 190V188H90V178L88 177L87 173H85ZM9 182H11V181H9ZM25 183L26 184H30L31 182L30 181H22V185H21L22 188H23V184H25ZM12 187H13V190H14L15 189V184H13ZM57 187H58V190L61 193H64L65 195H68V193L65 192V190H64V188L62 186L57 185ZM246 187L251 189L253 187V184L252 183H248L246 185ZM261 194H264V191H262ZM92 195L95 196L96 192L93 191ZM244 195L247 196V192H245ZM47 196H48V193L45 192V197H47ZM13 203H17V201H14L13 199H8L7 200V204L8 205H12ZM21 203L24 206H27L28 205V199H26V198L22 199ZM76 203L79 204V200H77ZM140 203H141V201L137 200V205H139ZM144 203H148V202L144 201ZM177 203H179V201H177ZM149 207H151V205H149ZM255 212L257 214H260L261 209L260 208H256ZM179 215H183V213H179ZM27 218H28L29 225H31L32 217H31V212L30 211L28 212ZM10 220H11V223H12V226H13V240L15 242H18L19 239H20V224H19L18 218H17L16 215H11L10 216ZM215 224H216V221L214 220L213 221V230L215 229ZM45 227H46V225H45ZM256 227H260V228L264 229V223H261L259 226H257L255 223H253V228H256ZM247 228H248V224L245 223L243 225V229H247ZM243 229L241 231H243ZM191 231L193 232V235H195V229H191ZM121 235H123V233H121ZM51 238L53 240L62 239L63 235L62 234H57V236H53ZM30 239H31V237H30ZM172 239L174 240L175 236H172ZM249 239H251V238L249 237ZM155 243H156V247L159 248L160 247V241H159L158 236H157V239H156ZM199 243H201V244H205V243L212 244L213 242L209 240V241H199ZM253 246L254 245H250L249 247H246L244 249V252L242 253V255L245 256L244 264H254V262L251 259L247 258V254L249 253V251L251 250V247H253ZM124 247L125 248L128 247L127 243L124 244ZM40 248L45 250V251L49 250L43 244L40 245ZM173 248H175L174 245H173ZM2 251H3V249H0V253H2ZM50 251L51 252H56L57 249L56 248H51ZM145 251L146 252H150V249H146ZM193 251H197L195 245H193ZM164 252L166 253L167 249H164ZM182 254L185 257V261L191 260V264H197V261L194 258H192V252L185 251ZM123 255H124V253L120 250V246L117 245L116 256L119 259L116 262H114V264H120V259L123 258ZM259 255H260V253L257 252V256H259ZM27 259H28L29 262H31V257H28ZM106 259L109 260V261H112V255L108 254L106 256ZM159 259H160V264H173V262H170V261L166 260L164 255H160ZM0 264H4V261L0 260ZM9 264H10V262H9ZM20 264H23V261H21ZM36 264H40V261L37 260ZM49 264H51V258L50 257H49ZM61 264H65V262L61 261ZM67 264H77V262L73 259V260H69L67 262ZM137 264H153V260H152L151 255H146L145 258H143L141 260H138ZM199 264H204V260L202 258V254H201V259L199 261ZM223 264H229V261H228V258H227V254H225V257H224V260H223ZM231 264H240V262L234 260V261L231 262ZM257 264H264V260L258 261Z\"/></svg>","mask_w":264,"mask_h":264}]
</instances>
